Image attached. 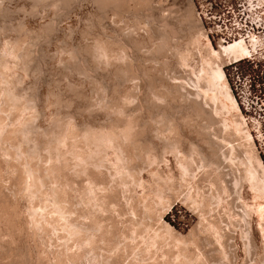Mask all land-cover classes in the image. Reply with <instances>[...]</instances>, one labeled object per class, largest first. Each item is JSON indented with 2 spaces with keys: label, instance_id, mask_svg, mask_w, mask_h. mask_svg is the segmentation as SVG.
<instances>
[{
  "label": "bare ground",
  "instance_id": "6f19581e",
  "mask_svg": "<svg viewBox=\"0 0 264 264\" xmlns=\"http://www.w3.org/2000/svg\"><path fill=\"white\" fill-rule=\"evenodd\" d=\"M0 3H1V1H0ZM48 3H50V2H48ZM54 3H55V1H54ZM54 6H55V4H54ZM187 7L188 8L186 9V11L184 10L185 14H183V15H185V16H183V18H185L184 23H185V20H187V22L192 21V18H193L192 16L194 14L193 5L190 4V6H187ZM35 9H36V7H35ZM183 18H182V20H183ZM164 21H162L164 29L162 28V26H161V28L164 31H166V30L168 31L170 28V24L167 23L168 20H167V22H166V20H164ZM54 22H55V20H54ZM181 23H182V21H181ZM193 23H194V20H193ZM196 23H197V21H196ZM196 23H194V24L196 25ZM199 25L200 24L198 23L197 24L198 28H199ZM137 26H139V25H137ZM158 26H160V25H158ZM170 29L172 30V27ZM171 30H169L170 32L169 31L168 32L173 37L177 33L175 34L173 32L174 33L173 34L172 31H176V30H172V31ZM57 31H58V28H57ZM31 33H32V30H31ZM56 33H58V32H56ZM167 34L164 32V35L161 36L162 37L161 41L164 39V37L167 39L168 36H165ZM201 34L203 35V33H201ZM170 35H169V37H171ZM197 36L191 35L190 38L188 37L189 40H188V43H186L187 44L186 49H184V50L183 49H174V55H175L174 57H177V59H178L177 65H179L181 67L182 66H187L189 68L191 67V71H192L191 74L194 75L195 80L193 78L194 82L192 81L193 84H191L190 86H189V83L187 82L190 90L186 86L187 85L186 82H185V84L183 82H181V83L179 82V84L175 83V85L170 84V83L174 84V82H168L167 84L164 83L166 85H165V90H163V92H158L159 90H156L155 86H154L155 88L152 87V88H154L153 90H156V91L150 90L151 92L149 91L150 92L149 95L151 94L152 96L150 98V96L148 95V98H146V99H148L147 100L148 102H150L152 99V101H154V102H152V101L151 102L153 104L156 103V106H159L160 103L163 104L162 102L167 100L166 99L167 97H169V96L172 97L171 95H173L176 98H180L181 101L183 100V103L184 102L187 103V106L189 104V106H190L189 109L190 110L192 109L191 110L192 113H190L191 111L189 112L190 114H192L194 116L196 115L197 119L199 117L200 119H203L206 121L205 124H202V122H200L201 124H198L199 122H197L196 126L194 125L196 132L199 134V136H201V135L202 136H208L209 135L210 138H212V140L208 139L209 142H207V143H209L210 146H208L207 148H211V150H209L210 152L209 151L208 152L210 153V155H211V153H213L212 154L213 157L211 156V158H207L208 155L204 156V154H202V150L200 149L199 146H197L194 143V141H191V140L189 141V139L187 140V138L184 139L181 137V132H180L181 128L179 126L174 125L173 122H168V120H167V125H166V126H168L167 127L168 129L166 128L167 131L170 130V133L173 132V134L176 135L174 138H173V135H172V138H170V139L168 138L169 139L168 140L169 141V147H168L169 150L168 151L172 155L174 154V157L176 159L177 168L180 172V178H181V179H179L180 184H178L179 186H177V187H180L179 191L181 190V192L179 194L183 195V199H184L183 202L190 204L193 208H195L200 213V215H199L201 217L200 226L202 227L203 232H204L202 234L206 235V239L205 238H203V240L201 239L202 242L200 241V239L197 240L198 237L196 239L197 241H195V237H194V239H192L193 238L192 233L194 230L192 231V233H190V234H192L191 235L192 238L189 237V239H188V237L184 238L182 236H180V237L177 236L176 237V244L178 241L179 243H182L186 246H184V247L182 246L184 248V250L181 248L182 251L181 250L176 251L177 253L175 252V256L173 254L174 257L170 254L169 255L172 256L171 258H173L174 261H176V263H178V264H198L201 261L203 264H210V261H212V259H210L211 254L209 255V257L206 256L205 258H203L205 254L200 250V248H201L200 246H202L203 244L204 245L205 244L206 245L214 244L213 246H215V248L221 252V255L223 254L222 255L223 257H221V256L220 257L221 258L225 257L228 260V262H226V261H224L225 258L223 260V259H220V257L218 256L219 259L221 260V263L219 262V264L223 263L222 260L224 262H226L227 264L231 260V262H233L235 264L237 262L238 255H237V251H236L237 250L236 246L234 245L235 242L233 243V241H234V233H235L234 230H237L239 232V236H240L241 240L244 243V249H245V252L247 255L244 264H254L251 262H252L253 251L257 248L255 231L253 229V222L255 220V215L257 216L258 221H259V231L262 234L263 249H264V165H263L261 159L259 158V156L257 154V150L255 149L254 142H252L253 141L252 140V134L247 130V127H245V124H246V123L244 124L245 119L243 118V115L240 112L238 104H237L234 96L232 95V93L230 91V88H229L230 86L227 84L228 81H226L227 79H226L225 72L223 69V64H225L227 62L229 63L232 61L241 60L245 56V52L242 50L236 49L235 46H227V45L221 46L219 48V50L217 51L212 46L211 42L209 41V39L207 37L206 39L208 40V43H207L208 45L206 46L207 48L205 47V49H207L208 51L204 56H202V55L199 56L200 63L197 64L196 63L197 59L194 60L193 57L195 54H197L195 52H198V48L201 44L200 39H199V37L201 35L199 37H197ZM37 37H38V35H37ZM158 37H160V35ZM204 37H205V35H204ZM35 39H36V37H35ZM159 42H157V43L159 44ZM163 42H165V41H163ZM163 42H161V43H163ZM170 44L167 43L166 45L161 46V49L164 50V53L166 52L165 49L170 50L169 49ZM30 45H32V43H30V42L27 43L26 41H22V40L15 42L10 49H8L9 47L7 48L8 55H10L9 57L13 58L14 61H16V60H17V62L19 61L21 64L22 63L28 64V62H30L32 59V55H33L32 53H35V52L31 51ZM159 45H161V44H159ZM93 46H95V45H93ZM111 46H112V44H111ZM153 46L155 47L157 45H153ZM109 47L105 43L99 42V44H98V42H97L96 46L92 50L94 57H91L92 53L91 54L89 53L91 55L90 57L93 58L94 60L96 59V61L98 60V62H100V63L102 62L104 65L108 64V61L113 59V58L110 59V57H112L113 54H115L114 53L115 51L111 52V47L110 48ZM158 48L159 47L157 46V48H154V50L159 51ZM172 48L173 47H171V49ZM179 48H180V46H179ZM87 49H89V48H87ZM120 49H121V47H120ZM120 49H116V50L119 51ZM4 50H6V49H4ZM32 50H34V49H32ZM112 51H113V49H112ZM121 51L122 50H120V52ZM172 51H173V49H172ZM123 52H125V51L123 50ZM123 52H121L120 54L122 55ZM3 53H4V55L0 54V145L5 146L4 150H6V151L3 150V147H0V148H2L0 150H2V152L4 151L5 153L7 152L8 157H10L12 159L9 162H8V160H10V158L5 160V161H7V165L9 166V168H13L14 171L16 169V172H19L18 185L22 187L21 192H22V190H24L23 193H24V195H26V193L28 191L27 196H29V197H27V198H28V200L32 199L31 200L32 201L31 209H28L29 212L31 210L30 215L32 214L31 219L28 217L29 218L28 219L29 220L28 225L29 224H30V226L34 225V227L31 226V228H33V229L37 228L36 230L37 231L39 230L38 234L36 232L37 236L40 234V232L42 230H44V231L50 230L51 232L56 231V233L60 232L62 234L60 238H62L65 241L64 246L62 245L63 243L61 244L63 249H58L57 252L54 251L55 254H53L54 253L53 251H52L53 253L51 252L53 254L52 257L53 258L55 257L53 260H55V262H57L56 264H90L92 262L94 264H108V260H109L108 257L109 256L106 257L104 255L105 253L104 254L102 253L103 251H105V249H106V251L108 250L106 244H108V242H111V241H112V244L111 243L110 244L113 246L123 245L122 243H124L126 245V246L124 245L126 248L129 247L130 249H132L133 247L132 248L130 247L131 244L129 242H131L130 240L134 238L132 236V234L135 232L134 230H136V229H134L135 227L132 228V226H137V225H135L136 224L135 222H137L136 221L137 219H134L135 222H133L131 220V226L129 225L130 227L128 228V230L126 229V231L128 233L126 231H123L124 233L123 232L120 233V231H122V230L117 229L118 227L114 230H120V231H116V232L113 231L114 233H112V231H111L112 228H111V230L109 228L110 224L109 223H107L109 225L104 224L105 221H102V220H105L104 218L103 219L101 218L103 216L102 212L105 211L104 210L105 208L108 209L109 205H111V203H112L111 201H113L115 203L117 202L119 204H123L122 197L124 194L121 195V191L125 192L123 190V187L125 185H126L125 187H127V184H129L128 187H130L131 184L143 185L144 180H141L140 177H138L136 175V172H138L140 170H138V168H137L138 171L135 172L136 169H134L135 168L134 164L136 163V161H138V159H144L145 164L146 165L148 164V166H149V164L150 165L151 164L152 165H154V164L158 165L157 162L158 161L161 162V158H160V160H158L160 156L157 154H156L157 155L156 156L154 154L155 153L153 151L154 148L152 149V147L149 146L150 144L146 145V143L144 141H142L143 138H141V137L144 134H146L145 133L146 132V126H145V124L141 123L140 119L137 116H133L132 114L131 115L133 117H130L129 115H127V117L126 118L124 117V119H123V116H125V113H124V115H122V117L118 116L119 114L117 115L119 118L121 117V121H119L118 122L119 124H116V125L112 123V125H114V126L111 125L110 126L111 128L106 127L107 128L106 129L104 127H102V128L99 127L98 129L92 130L91 129L92 125H91L88 129L83 130V129L77 128L75 126V124H74L75 122L73 123V121H72L73 116H72V118H69L71 116H69V117L67 116L68 119L64 118L65 120L57 121L56 127L54 129H53V127H54V125H53L51 130L47 131V133L46 132L43 133V136H41V137L44 138V143H42V144L39 141L36 142V140L34 138L35 132L33 129L32 121L36 118L35 115L37 113L33 114L35 117L29 116L28 120L25 119L27 121L26 124L23 123V122H25V120L22 122L24 126H22V123H21V126H19V127L17 126L16 128H12L13 127L12 123H10V121H9V123H10L9 125H11L12 127L8 126L9 129H8V127L5 129L4 127H6L8 125L5 123V121L7 122V120L10 119L9 118L10 116L8 115V113L10 111L11 112L13 111L12 113L14 114V117L16 116V118L18 117V119H21L20 117H23V116L21 115L19 117V115L22 112H24L25 109L26 110L30 109L31 103L34 104L33 103L34 101H32L29 98H26L28 96H26V97H24L25 95L20 96V94H17L13 90V88H11L8 85L9 81L12 79L9 80L10 74L7 72L8 66H6L7 61H5V60H7L5 57L6 53L5 52H3ZM69 53H71V52H69ZM120 54L118 56L116 53V56H115L116 58L120 57V58H118L119 60H121V58L123 57V55L121 56ZM125 55H127V54L125 53ZM196 56L198 57V54L195 55V58H196ZM124 58H123V60H124ZM193 60L195 61V63L193 62ZM191 63H194L193 64L194 66ZM97 64H99V63H97ZM109 64H111V62ZM195 64H197V65H195ZM28 65H23L24 70H25V66L28 67ZM114 66H116V65H114ZM97 67H98V65H97ZM123 69H125V67ZM163 70H165V69H163ZM120 71H119V74H120ZM125 71L126 72H124V71H121V72L122 73L124 72V74L127 73V75H129L128 77H130L129 72L134 71V70H130L128 68V69H125ZM165 71H162V72H164L163 74H165L167 72V71L166 72ZM162 72H161V74H162ZM114 73H116V72H114ZM133 73H135V72H133ZM133 73H131V75H133ZM136 73L134 74L135 79H136V77H139V75L136 76ZM124 74H120V75H124ZM127 75H125V76L127 77ZM143 75H144V73H143ZM162 76H164V75H162ZM167 76H166V78L164 77V79H167ZM168 78H169L168 81H170V77H168ZM126 79L129 80L128 78H126ZM132 79H133V76H132V78H130V81H132ZM138 79H140V78H138ZM16 80H18V79H16ZM123 80H124V78H123ZM11 82H13V81H11ZM20 82H22V81H20ZM165 82H167V81H165ZM13 84H12V86H13ZM153 85H154V83H153ZM135 86H137V84ZM138 87H139V85H138ZM137 88H135V89H137ZM149 88H150V86H149ZM158 89H159V87H158ZM135 95L137 97L136 93H135ZM128 97H127V99L121 101L122 103H124L125 107H126V103L131 102V100L128 99ZM132 98L135 99V97H133V96H132ZM104 100L105 99H103L102 101H104ZM119 100H120V98H119ZM93 102H95V101H93ZM142 103L143 102H141V103L139 102V104L137 106H139V105L141 106ZM157 103H159V104H157ZM164 103H165V105L163 104L164 106H162V108L163 107L166 108V105L168 104V103L166 104V102H164ZM179 103H181V102H179ZM100 104H101V101H100ZM103 104H105V101ZM108 104H110V103H108ZM146 104L147 103H145V106H146ZM153 104H152V106H153ZM32 106H35V104ZM101 106H102V104H101ZM104 106H102V108ZM117 106H119V104ZM143 106L141 108H143ZM95 107L97 108V106H95ZM95 107H93V108H95ZM90 108L88 110H90ZM123 108H124L123 106H122V108H121V106H119L118 112L121 113V111H122L121 109H123ZM141 108L137 107V110L140 111ZM165 108H163V109H165ZM110 109H111V107H110ZM102 111H104V109ZM112 111H113V109H112ZM115 111H117V110H115ZM35 112H37V111H35ZM138 113H141V112H138ZM227 113L230 114L229 116L232 118L231 121H228V119L226 120L225 118L222 117L223 115H225ZM165 114H166V112H165ZM165 114L163 113V115H165ZM38 115H40V113ZM137 115H139V114H137ZM192 115L189 117V119L186 118L187 119L186 121H188V123L191 121V123L193 124V122H195L196 120L193 121L194 119L192 118L193 117ZM7 117H8V119H7ZM135 117H137V118H135ZM150 117H151V115H150ZM168 117L171 118L172 116L170 117V115H169ZM168 117H166V118H168ZM161 118L162 117H159V119H161ZM163 118L161 119L162 121L165 120V119L163 120ZM173 118H175V116ZM173 118H172V120H173ZM149 119H151V118H149ZM159 119H157V120H159ZM35 120H37V119H35ZM11 121H12V118H11ZM169 121H170V119H169ZM143 122H144V120H143ZM153 122H154V120H153ZM34 123L36 126L37 123L36 122H34ZM115 123H117V122H115ZM145 123H147V122H145ZM158 123H160L161 127H162L163 122L158 121ZM183 123H184V121H183ZM4 124H6V125L4 126ZM14 124H16V122ZM52 124H54V123H52ZM154 124H156V122ZM214 126H217V129L214 130L213 132L210 131V130H212V127L214 128ZM161 127L157 126V128H155L153 130L155 132L154 135H157V137H163L165 129L163 130V129H161ZM152 128H154V127H152ZM191 128L193 129V127H191ZM77 129H80L81 131L77 130ZM148 131H149V129H148ZM40 132L42 134L43 130ZM44 134H45V136H44ZM148 134H150V133H148ZM165 134L168 135L169 132H168V134H167V132ZM33 135H34V137H33ZM39 136H40V134H39ZM144 136H146V135H144ZM169 137H170V135H169ZM37 138L39 139V137H37ZM43 138H41V140ZM205 138H204V140H207V138H209V137H207L206 139ZM45 139H47V140L45 141ZM145 139H147V137ZM203 143H205V142H203ZM186 144H189V150L188 151L185 150V148H184V146ZM165 148L163 147V150ZM168 148H166V150ZM110 149L115 153L114 157L116 159V161H115L116 163H113V165L117 164L116 165L118 168L117 173H119V179H118L119 182L117 180L118 183L115 182L116 180L115 181L112 180L113 177L111 178V176H112L111 174L113 172L111 174L108 172L109 173L108 174V173H106L107 171L106 172L104 170L102 171V168L104 167V165L105 166L107 165L106 164L107 163L106 160H108L107 159V156H108L107 151H109ZM7 153L5 155H7ZM166 153L167 152H165V154ZM0 155H2V154H0ZM4 158H6V157H4ZM144 160L142 161L143 163H144ZM5 161H4V163H5ZM140 165L142 166L141 163H140ZM8 166H6V170L8 169L7 168ZM148 166H146V167H148ZM136 167H138L137 164H136ZM226 167L228 168V170L226 169ZM110 168H112V167H110ZM13 169H10V170L12 171ZM140 169H142V168H140ZM6 172L8 173V171H6ZM141 172H142V170H141ZM1 173H3V172L1 171ZM114 173H116V171H114ZM154 173H155V175L153 173L152 174L154 175L153 179L156 183L153 182V183H155L154 184L155 188H153L154 187L153 184L152 185L150 184L151 186H153V187L150 186L151 189L152 190L154 189L153 191H151L152 193L150 192L151 195L149 194L150 195L149 196L148 194H146L148 196L145 197L143 200H141V197L139 196L141 203L144 204V205L142 204L143 205L142 208H144V211L140 210L141 212L144 213V216L147 214L150 215L151 212L154 211L153 207L156 208L155 206H153L154 205L153 202L155 201L154 199H156L155 202L157 204H160L162 202V200L164 199V192L167 193L165 190L168 189V185H166V184H170V182L167 183L168 180L169 181H171V180L176 181L174 177L172 179V175H170L171 178H169V176L167 178H164L162 175H160V173L158 171H156ZM79 177L84 178L83 181L85 182V184L83 182L84 185L81 183L82 186L79 185V187H78V185H77L75 187V185H76L75 179L76 178L78 179ZM157 177L159 178L158 181L156 180ZM165 177H166V175H165ZM1 178H2V176L0 177V183H2V180H3ZM13 181H12V183H13ZM162 181H164V183H162ZM173 181H171V182H173ZM228 181L230 183L233 182L232 185L235 187V188L234 187L233 188L236 191V192H234L232 190L234 192V194L231 192L232 187L231 188L229 187V185H231V184H228ZM174 183H176V182H174ZM4 184H5V182H4ZM171 185H173V183L170 184V186ZM175 185L176 184H174L173 186H175ZM170 186H169V188H173ZM125 187H124V189L126 190L128 187L127 188H125ZM5 188H7V187H5ZM247 188H248V190H246ZM3 189H4V187H3ZM13 191H14V187H13ZM17 191H19L18 188H17ZM17 191L15 189L14 193H16ZM25 191H26V193H25ZM126 191H128V189ZM168 191H169V189H168ZM2 192H4V191H2ZM21 192L18 195H20V194L23 195V193H21ZM113 192H115V193H113ZM133 192H135V191H133ZM177 195H178V193H177ZM14 196H16V195H14ZM248 196H252V200H253L252 204L248 203L246 201V198ZM128 198H127V200H128ZM149 198L153 199L152 202L148 201V203H145L144 201L146 199L148 200ZM19 200H17L16 203ZM35 200H37L39 204L33 205V204H35ZM166 201H168V200H166ZM127 202H129V200ZM127 202H124V203H127ZM141 203H139L140 206H141ZM129 204L131 207H128V205L125 204L128 208H130V210H127V212L130 211V214L133 213L134 215H136V213H140L138 211L140 209V208L138 209V207H140L139 204L136 203L138 206H135L136 204L134 205L132 203V200L129 202ZM157 206H159V205H157ZM111 207H109V208L111 209ZM223 210H224V212H222ZM197 211H196V213H197ZM6 214H7V212H6ZM98 214L100 216L101 215L102 216L100 217V216H98ZM1 215H2V212H1ZM139 217H140V215H139ZM143 218L145 219V217H143ZM138 219H139L138 222H140L144 225V226L141 225L142 228L145 227L144 229H147V231H148L150 228V226H149L150 224L147 223L148 220L147 219H146L147 221L145 220L146 221V224H145L143 222L144 221L143 219H142V221H140V218H138ZM123 220H126V219H123ZM145 225L149 228H147ZM112 227H114V228L116 227L114 225V223H113ZM163 227H164V229H166L168 231L170 230V232L172 231L171 226H169L166 223L163 224ZM12 230H13V228H12ZM156 230H158V229H156ZM44 231H42L41 235L45 234ZM151 231H154V230H151ZM197 231H199V230L197 229ZM1 232H0V234H1ZM143 232H145V231H143ZM158 232L157 233L155 232L154 236L150 237V239H147V236H146L145 239L148 240V241L146 240L147 246L151 247L153 245L152 247H154V245L157 243V241L162 239V238H164L162 240L165 241L166 238L163 236V234L161 232L160 233H158ZM201 232H202V230H201ZM17 233H19V232H17ZM169 233H166V234H169ZM8 234H9V232H8ZM33 234H34V232H33ZM53 234H54V232H53ZM134 234H136V233H134ZM202 234L200 233L199 236H201ZM45 235H48V234H45ZM109 235H113L112 236L113 238H111ZM151 235H153V233ZM6 236H7V238H6ZM6 236L4 237L1 234V236H0V238L2 237L1 240L3 238H5L7 241L9 236L8 235H6ZM12 237L13 236H11L10 238L12 239ZM46 238L47 239L49 238V240H50L51 237H46ZM172 238H173V236H172ZM44 240H42L43 243H45ZM58 240H59V238H58ZM162 240H160V241H162ZM3 241H4V239H3ZM11 241H13V240H11ZM50 241L52 242V239ZM1 243H3V242H1ZM1 243H0V250L1 249L4 250L5 243L4 244H1ZM69 243L70 244L72 243V244L70 245ZM140 243H141V241H140ZM49 244H51V243L49 242ZM104 245H106L105 249H103ZM193 245H195V246H193ZM9 246H11V245H9ZM108 246H109V244H108ZM179 246H181V245H179ZM192 246L196 247V249H198L197 253L192 251L194 249L191 250L190 247H192ZM73 247L75 248L74 250H73ZM125 247H122V248L125 249ZM174 247H175V245H174ZM111 248H114V247L111 246ZM111 248L109 250H111ZM137 248H136V250H137ZM148 248H145V249H148ZM215 248H214L215 252H218V251H216ZM43 249H46V247ZM102 249H103V251H102ZM19 250H20V248H19ZM151 250H153V249H151ZM5 251H3V252H5ZM111 251L110 252L107 251V252L111 253ZM45 252L46 251H44V250L42 252H40V257L42 258V260H43V258L45 260V258L47 257L46 253L49 251L47 250V252L46 253ZM2 253L0 252V254H2ZM133 253H134V251H133ZM108 255H110V254H108ZM48 257H47L46 262L49 259ZM142 258H144V257H142ZM49 261H50V259H49ZM49 261H48V263H49ZM154 262L156 263V261H154ZM217 262H216V264H217ZM18 263L21 264L20 262H18ZM22 263H24V262H22ZM226 263H223V264H226ZM259 263L264 264V253L262 256H260ZM132 264H135V263L132 262ZM137 264H140V263L138 262ZM141 264H143V263H141Z\"/></svg>",
  "mask_w": 264,
  "mask_h": 264
},
{
  "label": "rangeland",
  "instance_id": "374dc122",
  "mask_svg": "<svg viewBox=\"0 0 264 264\" xmlns=\"http://www.w3.org/2000/svg\"><path fill=\"white\" fill-rule=\"evenodd\" d=\"M0 1L2 3V4L0 3V54L4 55L3 52L6 53L5 57L7 60H5V61H7L6 66H8L7 72L10 74L9 80L12 79L9 81L8 85L11 88H13V90L17 94H20V96H24V95H25L24 97L28 96L26 98H29L32 101H34L33 103L35 104V106H32L34 104L31 103L30 109H27V110L25 109V111L19 115V117L21 115L23 116V117H20L21 119H18V117L16 118V116L14 117V114L12 113L13 111L12 112L10 111L12 114L10 112L8 113V115L10 116V117L9 116L8 117L10 119L7 120L8 119V117H7V119H6L7 122L5 121V123L8 125L4 128L6 129L8 126H11V125H9L10 123H12V126H13V127L11 126L12 128H16L17 126L19 127V126H21V123L25 119L26 120L29 119V116H31V117L36 116L35 119H37V120H35V119L33 120L34 122L37 123L36 126H35V123L31 120L33 123L34 132L36 133L35 134L33 132L35 135V137H34V135H33V137L35 138L36 142L39 141L42 144V143H44V138L41 137V136H43V133H45V132L47 133V131L51 130L53 125H54L53 129H54L56 127V124H57L56 122L59 120L61 121V120L68 119L67 116L68 117L71 116L69 118H72V116H73L72 121H73V123L75 122L74 123L75 126L77 128L83 129V130L88 129L91 125H92L91 126L92 130L98 129L99 127L111 128L110 126L112 125V123L115 125L119 124L118 122L121 121V117H122V115H124V113H125V116H123V119H124V117L126 118L127 115H129L130 117L137 116L140 119L141 123L145 124V126H146V132H145L146 134H144L146 136L143 135L144 137L143 136L141 137V138H143L142 141H144L146 143V145L150 144L149 146H151L152 149L154 148V150H153L155 152L154 154L155 155L157 154L160 156L158 160H160V158H161V162L158 161L157 162L158 165L157 164H154V165L149 164V166H148V164L147 165L145 164L144 159H138V161H136V163L134 164V166H135L134 169H136L135 172L140 170V171L136 172V175L138 177H140L141 180H144L143 185L138 184L139 185L138 186L136 184L133 185L130 183L131 188L128 187L129 184H127L128 188L125 187L126 186L125 185L124 187L127 188L128 191H126L127 189L125 190L124 187H123V190L125 192L121 191V195L122 194L125 195V196L123 195V197L121 196L123 204H119L116 202L118 204L117 205L115 202L111 201L113 203V204L111 203V205H109V207L112 206L111 209L108 207L109 210L106 208L104 209L106 212L101 211L103 213L102 214L103 216L101 215L102 217L98 214V216H100L102 219L103 218L105 219V220H102V221H105L104 224H107V223L110 224V225L109 224H107V225H109L110 230L112 228V230H111L112 233H114L116 231H120V230H122V231H120V233H122L123 231H126V229L128 230V228L131 226V220L133 222H135L134 219H137L136 220L137 222H135L136 223L135 225H137V226H132V228L135 227L134 229L137 230V231L134 230L135 232L133 231L136 234H134V233L132 234V236L134 238L132 237L133 239H131L130 240L131 242H129L131 244L130 247L131 248L133 247V248L130 249L129 247H127L128 248L127 249L125 247L126 245L124 243H122L123 245L113 246V245H111L112 244V241H111V242H108L109 246H108V244H106L107 249H108L107 251L110 252L112 250L111 253L106 251V249H105L106 245H104V247H103V249H105V251H103V249H102L103 252L102 251L101 252L103 254L105 253L104 255L106 257L109 256L108 257V259H109L108 264L109 263L110 264H119L120 262H121L120 264H132V262L135 264H137L138 262L140 264L141 263H143V264H158V263L159 264H178L171 257L173 256V254L175 256L176 251H179V250L182 251V249L184 250L183 247L186 245L179 243L178 241L176 244V237L182 236L184 238L188 237V239H189V237H191V235L193 234L192 235L193 238L191 237L192 239H194V237H195V241L200 239V241L202 242L203 238L206 239V235L202 234L204 232H203L202 227L200 226V221H201V217L199 216L200 213L195 208H193L190 204L183 202L184 201L183 195L179 194L181 192V190L179 191L180 187H177V186H179L178 184H180V182H179L180 181L179 179H181L180 178V172L177 168L176 159L174 157V154L172 155L168 151L169 150V148H168L169 147V141L168 140L170 138H172V135H173V138L176 135L173 134V132L170 133V130L167 131V129H168L167 128L168 126H166L167 120H168V122H173L174 125L179 126L181 128V131H180L181 137L184 139L187 138V140L189 139V141L190 140L194 141V143L197 146H199L200 149L202 150V154H204V156L208 155L207 158H211V156L213 157V155H212L213 153H211V155L209 153L210 152L209 150H211V148H207L208 146H210V144L207 143V142H209L208 139L212 140V138H210L209 135L208 136H202L201 135L203 138L201 136H199V134L196 132L195 126H196L197 122H199L198 124H201L200 122H202V124H205L206 121L203 119H200L199 117L197 119L196 115L194 116V115L190 114V113H192V111H191L192 109L191 110L189 109V107H190L189 104L187 106V103L184 102L185 103L184 104L183 100L181 101L180 98H176L173 95H171L172 97H170V96L167 97L166 98L167 100H165L164 102H166V104L168 103L167 104L168 106L166 105V108L163 107L165 109L162 108V106L165 105L164 102H162L164 105L161 103L160 104L157 103V104H159V106H156V103H154V104L152 103V102H154V101H152V99H151L152 102L151 101L148 102L147 101L148 99H146V98H148V95L151 91L159 90L158 92H163V90H165V85L168 82H174V84L170 83L172 85H175V83L179 84V82L180 83L183 82L184 84H185V82L186 83L188 82L189 86H190L191 84H193L192 81L194 82V80H195L194 75L191 74L192 73L191 67L190 68L187 66L181 67V66L177 65L178 59H177V57H174L175 56L174 55V49H183V50L186 49V47H187L186 43H188V40H189L188 37L190 38L191 35H193V36L198 35L197 37H199L201 35L199 37L201 44L198 48V52H195L198 54V57L196 56V58H195V55H197V54H195L193 57L194 60L197 59V61H198V62L196 61L197 64L200 63L199 56H201V55L204 56L208 51L207 49H205V47L208 45L207 44L208 40L206 39L207 38L206 32L202 28L200 22L197 19L195 7L192 3V0H45V1L44 0H0ZM54 1H55V3H54ZM48 2H50L51 4ZM54 4L56 7L54 6ZM190 4L193 5V8H194V14L192 16L194 19L192 18V21H188V22H187V20H185V23H184L185 18H183V16H185V15H183V14H185L186 9L188 8L187 6H190ZM35 7H36V9H35ZM182 18H183V20H182ZM54 20H55V22H54ZM164 20H166V22L168 20L167 23L170 24V28L172 27V30H176V31H172L169 28V30H171L172 33L173 32L175 34L177 33L175 36L172 37L169 34V32H170L169 30H168L169 32L167 30L166 31L163 30L164 28H163V22L162 21H164ZM180 20L182 21V23ZM193 20H194V23H196V21H197L196 25L193 23ZM198 23L200 24L199 28L197 27ZM137 25H139V26H137ZM158 25H160V26H158ZM161 26L163 29L161 28ZM57 28H58V31H57ZM31 30H32V33H31ZM56 32H58V33H56ZM164 32L166 34L168 33L167 35H165L168 37H167V39L164 37L165 40L163 39L161 41V38H162L161 36L164 35ZM201 33H203V35ZM37 35H38V37H37ZM159 35H160V37H158ZM169 35L171 37H169ZM204 35H205V37H204ZM35 37L37 40L35 39ZM19 40L26 41L27 43H29V42L32 43V45H30L31 51L36 53V54L32 53L33 54L32 59L30 62H28L29 65L22 63L23 65H28V67L25 66L26 71L23 68L24 66L19 61H18L19 62L18 63L17 60L14 61L13 58L9 57L10 55H8V51H7L8 47H9L8 49H10L13 46V44ZM163 41H165V42L167 41V42L165 43ZM97 42H98V44H99V42L105 43L106 45H108V47L109 46L111 47V52L115 51L114 52L115 54L112 53L113 56L110 57V59L113 58L112 59L113 61L109 59L110 61H108V64L104 65L102 62L100 63V62H98V60L96 61V59L94 60L93 58H91V57H94L92 50L96 46ZM157 42H159V44H161V45H159ZM161 42H163V43H161ZM167 43L168 44L171 43L170 47H169L170 50L165 49L166 52L164 53V50L161 49V46L166 45ZM111 44H112V46H111ZM211 44L217 51L219 50L220 47H218L215 43H211ZM93 45H95V46H93ZM153 45H157L159 47L158 48L159 51L154 50V48H157V46L154 47ZM179 46H180V48H179ZM86 47L89 49H87ZM120 47H121V49H120ZM171 47H173L172 48L173 51H172ZM4 49H6V50H4ZM32 49H34V50H32ZM112 49H113V51H112ZM116 49L122 50L121 52H123V50L125 51L122 53L123 57L121 58V60L118 59L120 57H118V58L115 57L116 53L118 56L121 53L120 50L118 51ZM69 52H71V53H69ZM89 53L90 54L92 53L91 54L92 56ZM125 53L127 55H125ZM125 56L126 57L128 56V57L126 58ZM123 58H124V60H123ZM194 60H193V62L195 63ZM110 62H111V64H109ZM97 63H99V64H97ZM194 63H191V64L193 65ZM197 64H195V65H197ZM97 65H98V67H97ZM114 65H116V66H114ZM124 67H125V69L129 68L130 70H134V71L129 72L130 77H128L129 75H127V73L124 74V72L127 71V70L125 71V69H123ZM162 68L165 70L167 69L166 70L167 72L165 70H163ZM223 69L225 72V76L227 77L226 79L230 80V77H233V69L228 65V62L223 64ZM118 70L124 71L123 73L120 71V74H124V75H120ZM162 71H165L166 75L163 74L164 72H162ZM114 72H116V73H114ZM133 72H135V73L137 72L136 76L139 75V77H136V79H135V77H134L135 73H133ZM161 72H162V74H161ZM239 72L242 73L241 70H239ZM131 73H133V75H131ZM143 73H144V75H143ZM125 75H127V77ZM162 75H164V76H162ZM132 76H133V79H132V81H130V78H132ZM166 76H167V79H164V77L166 78ZM168 77H170V81H168L169 80ZM123 78H124V80H123ZM126 78H128L129 80H127ZM138 78H140V79H138ZM193 78H194V80H193ZM16 79H18V80H16ZM11 81H13V82H11ZM20 81H22V82H20ZM165 81H167V82H165ZM153 83H154V85H153ZM164 83H166V84H164ZM188 83L186 86L189 88ZM12 84H13V86H12ZM136 84H137V86H135ZM138 85H139V87H138ZM149 86H150V88H149ZM154 86L156 87V90H153L155 88ZM152 87H154V88H152ZM158 87H159V89H158ZM135 88H137V89H135ZM189 90H190V88H189ZM135 93L137 94V97H136ZM126 94L127 95L129 94L128 95L129 97ZM126 96L128 97V99L131 100V102H128L129 104L126 103V107H125L124 103H122L121 101L127 99ZM132 96L135 97V99L132 98ZM149 96L151 98L152 95L150 94ZM100 98L105 99L104 100L105 104H103L104 103V101H102L103 99L101 100ZM119 98H120V100H119ZM93 101H95V102H93ZM100 101H101L102 106L105 105L104 107L106 109L104 107L102 108ZM139 102L140 103L143 102L141 104V106L140 105L137 106L139 104ZM179 102H181V103H179ZM108 103H110V104H108ZM145 103H147L146 104L147 107L145 106ZM151 103L153 104V106ZM116 104L117 105L119 104V106H121V108H122V106L124 107L123 109H121L122 110L121 113L118 112L119 106H117ZM94 105L97 106V108ZM142 106H143V108H141ZM93 107H95V108H93ZM110 107H111V109H110ZM137 107L141 108L140 111L137 110ZM89 108H90V110H88ZM103 109L105 112L102 111ZM112 109H113V111H112ZM115 110H117V111H115ZM35 111H37V112H35ZM138 112H141V113H138ZM165 112H166V114H165ZM39 113H40V115H38ZM163 113L165 115H163ZM33 114H36V115L34 116ZM137 114H139V115H137ZM227 114L223 115L222 117L225 118L226 120L228 119V121H231L232 118L229 116L230 114H228V115ZM117 115L121 116V117L119 118ZM150 115H151V117H150ZM169 115H170V117L171 116L172 117L169 118L168 117ZM191 115L193 116L192 118L194 119V120L193 119L192 120L193 121L196 120L195 121L196 123L193 122V124H192L191 121L189 123H188V121H186L187 119H189V117ZM165 116L168 117L170 119V121ZM174 116H175V118H173ZM137 117H135V118H137ZM159 117H162V118L164 117L163 120L164 119L165 120L162 121L161 120L162 118L159 119ZM11 118H12L13 122L11 121ZM149 118H151L152 120ZM172 118L174 121L172 120ZM142 119L144 120V122ZM157 119H159V120H157ZM26 120L23 123L26 124V122H27ZM108 120L109 121L111 120V121L109 122ZM153 120H154V122H153ZM9 121H10V123H9ZM158 121L163 122L162 127H161V124L158 123ZM183 121L185 124L183 123ZM15 122H16V124H14ZM115 122H117V123H115ZM145 122H147V123H145ZM155 122H156V124H154ZM23 123H22V126H24ZM52 123H54V124H52ZM6 124H4V126ZM244 124H245V122H244ZM112 126H114V125H112ZM157 126L161 127V129H163V130L165 129L163 137H157V135H154L155 132L153 130L155 128H157ZM152 127H154V128H152ZM191 127H193V129ZM245 127H247V130L250 133L252 132V134H253V136H252L253 141L252 142H254L255 149L257 150V154H258L259 158L261 159L262 163H264V157H262L260 155L259 141L256 137L255 127L251 124H248V125L245 124ZM214 128L212 127V130H210V131L213 132L214 130H216L217 126H214ZM8 129H9V127H8ZM80 129H77V130H80ZM148 129H149V131H148ZM42 130H43V132L41 134L40 131H42ZM37 132L40 134V136ZM166 132H167V134L169 132V134L166 135L165 134ZM148 133H150V134H148ZM169 135H170V137H169ZM44 136H45V134H44ZM37 137H39V139ZM146 137H147V139H145ZM205 137L206 138L209 137V138H207V140H204ZM41 138H43V139L41 140ZM46 140L47 139H45V141ZM203 142H205L206 144ZM185 146H184L185 150L188 151L189 150V144H186ZM0 147H3V150L5 148V146H1V145H0ZM163 147L164 148L166 147L168 149L166 150V148H165L163 150ZM0 149H2V148H0ZM4 151H6V150H4ZM164 151L167 153L165 154ZM3 152H2V150H0V154H2V155H0V166H1L0 167V175L2 176L1 179H3L2 183H0V215L2 212V215L0 216V232L2 231L1 234L4 237L6 235H8L9 237H8L7 241L5 238H3L4 241H3V239L1 240L2 237L0 238V241L3 242V243H1V242L0 243L1 244L5 243V246L3 245L4 250L1 249L0 252L2 253L3 251H5L7 249L6 250L7 252L5 251L2 254H0V264H3V263L4 264H19L18 262H20L21 264H25V263L26 264H37V263L38 264H44L46 262L48 256H49L48 258L50 259V261L48 259L49 263L47 261L45 264H54V263L56 264L57 262H55V260H53L55 257L53 258L52 255L55 254V252H57L58 249H63L62 245L64 246L65 241L62 238H60L62 234L60 232L56 233V231L51 232L50 230H47V231L42 230V231H44L45 234H48V235H45L44 233H43L44 235H41L42 231L40 230L41 232L38 235L39 236L38 237L36 235V232L38 234L39 230L37 231L36 230L37 228H35V229L31 228V226L34 227V225H31V226H30V224L28 225V222H29L28 219L29 218L31 219V215H32V214L30 215L31 210H30V212L28 210V209H31V206H32L31 200L32 199H29L30 201L28 200L27 197H29V196H27L28 195L27 190H26L27 193L25 191L26 195H24V193H23L24 190H22V192H21L22 187L18 185L19 172H16V169L14 171L13 168H9V166L7 165V161H5V160L9 159L10 157H8L7 152H6L7 155H5L6 154L5 152H4L5 154ZM107 155H108L107 156L108 160H106L107 165L106 166L104 165L105 168L103 167L102 171L103 170L105 172L107 171L106 173L109 172L110 174L113 172L111 174L112 176L111 175L110 176H111V178L113 177L112 180H114V181L116 180L115 182H117V180L119 179V173H117L118 168L116 166L117 164L113 165V163H116L115 162L116 159L114 157L115 153L110 149L109 151H107ZM4 157H6V158H4ZM11 160L12 159L10 158V160H8V162ZM143 160H144V163L142 162ZM4 161H5V163H4ZM140 163L142 164L143 167L140 165ZM136 164L138 167H136ZM144 164L148 167H146ZM6 166H8L7 170H6ZM110 167H112V168H110ZM137 168H138V170H137ZM140 168H142V169H140ZM10 169H13V170L11 171ZM226 169L228 170L227 167H226ZM141 170H142V172H141ZM1 171L3 173H1ZM6 171H8V173ZM114 171H116L117 174L114 173ZM156 171H158L160 173V175H162L164 178H167L168 176H169V178H171L170 175H172V179L174 177L176 181L171 180V181H173V182H171L168 180V182L167 181L166 182L167 183L170 182V184L173 183V185L174 184H176V185L170 186V184H166V185H168V189H169V191H168V189L166 188L167 190H165V191L167 193L164 192V199L165 198L166 199L162 200V202H161L162 204L161 203L157 204L155 202L156 199H154L155 201L153 202L154 203L153 206H155L156 208L153 207L154 211H152L150 215L146 213L147 215L144 216V213L141 212V211H144V208H142L144 204L141 203V200H143L149 194L151 195V193H152L151 191L154 190V189L152 190L151 187L154 186L153 188H155L154 184L156 182L154 181L153 178L155 175L154 172H156ZM165 175H166V177H165ZM158 179L159 178L157 177L156 180L158 181ZM75 180H76L75 187L77 185L79 187V185H81V183L83 184V182H84L83 181L84 178H82V177L81 178L79 177L78 179L76 178ZM12 181H13V183H12ZM4 182H5V184H4ZM118 182H119V180H118ZM153 182H155V183H153ZM174 182H176V183H174ZM162 183H164V181H162ZM232 183H230L228 181V184H231V185H229L230 188L234 187L232 185ZM84 184H85V182H84ZM150 184L151 185L153 184V186H151ZM169 186L173 187V188H169ZM3 187H4V189H3ZM5 187H7V188H5ZM13 187H14V191H15V189L17 191V188H18V190L21 193H23V195L22 194L18 195L20 193L19 191H17L18 193L17 192L14 193ZM232 188H231V192L234 194V192H236L234 190L235 187L233 189ZM9 190L10 191L12 190L11 191L12 193ZM246 190H248V188ZM2 191H4V192H2ZM133 191H135V192H133ZM113 193H115V192H113ZM177 193H178V195H177ZM146 194H148V195H146ZM14 195H16V196H14ZM139 196L141 197V200L139 199L140 198ZM127 198L129 200V202L132 200V203L134 205L136 203L137 204L141 203V206L139 204L140 207H138V209L140 208L138 210L140 213H136V215H134L133 213L130 214V211L127 212V210H130V208H128V207H131L129 202H127L128 201ZM149 199L148 200L146 199L144 202L145 203H148V201L152 202L153 199L152 198H149ZM17 200H19L21 203L19 201L16 203ZM166 200H168L169 202ZM246 201L248 203L252 204L253 203L252 196H248L246 198ZM124 202H127V203H124ZM37 204H39V203L37 200H35V204H33V205H37ZM125 204H127L128 207ZM137 204L135 206H138ZM157 205H159V206H157ZM196 211H197V213H196ZM6 212H7V214H6ZM222 212H224V210ZM139 215H140V217H139ZM143 217H145V219ZM138 218H140V221H142V219H143L144 220L143 222L145 224H146V221L148 220L147 223L150 224V225L149 224L148 225L150 226L151 229L149 227H147L146 225L145 226L147 228H149L150 231L149 230L147 231V229H144L145 227L142 228V226H144V225L142 223L138 222L139 221ZM123 219H126V220H123ZM113 223L116 226L115 228L112 227ZM165 223L168 224L169 226H171V228H172L171 232H170V230L168 231V230L164 229L163 224H165ZM12 228H13V230L14 229L15 230L13 231ZM116 228L120 229V230H114ZM156 229H158V230H156ZM197 229L199 231H197ZM253 229L255 231L257 248L253 251L251 263L260 264L259 263L260 256L263 255L264 249H263V238H262V234L259 231V221H258V218L256 215H255V220L253 222ZM142 230L145 232H143ZM151 230H154V231H151ZM201 230H202V232H201ZM192 231H193V233H192ZM234 231H235V233H234L233 243L235 242L234 245L236 246V249H237L236 251H237V255H238L237 262L235 264H244L246 257H247L245 249H244V243L239 236V232L237 230H234ZM8 232H9V234H8ZM17 232H19L20 234ZM33 232H34V234H33ZM53 232H54V234H53ZM155 232L156 233L161 232L166 239L164 241V240H162L164 238H162V239H160L162 241L158 240L157 243L154 245V247H152L153 245L151 247H149L146 244L147 243L146 240L150 239V237L154 236ZM152 233H153V235H151ZM166 233H169V234H166ZM190 233H192V234H190ZM200 233L202 234L201 236H199ZM1 234H0V236H1ZM11 236H13L12 239L10 238ZM109 236L111 238H113L112 237L113 235H109ZM146 236H147V239H145ZM172 236H173V238H172ZM46 237H51L50 240L52 239V242L49 240V238L47 239ZM197 237H198V239H197ZM6 238H7V236H6ZM58 238H59V240H58ZM11 240H13L14 242ZM42 240H44L45 243H43ZM140 241H141V243H140ZM49 242L51 244H49ZM9 245H11V246H9ZM110 245L112 247H114L115 249L111 248ZM174 245H175V247H174ZM179 245H181V246H179ZM213 245L214 244H210V245H206V244L204 245L203 244L202 246H200L201 247L200 250L205 254L203 258H205L206 256L209 257V255L211 254L210 259H212V261H210V264H216L217 261H218L217 264H219V262L221 263L220 259L224 260L225 257L221 258V257H223L222 256L223 254L221 255V252L218 251L215 248V246H213ZM193 246H195V245H193ZM45 247H46V249H43ZM109 247L111 248V250H109L110 249ZM122 247H125V249ZM192 247H190L191 250L194 249L192 251L197 253L198 249H196V247H193V248ZM19 248H20V250H19ZM136 248H137V250H136ZM145 248H148V249H145ZM150 248L153 250H151ZM214 248L220 254L218 252H215ZM74 249L75 248L73 247V250ZM41 250L42 251L44 250L46 252H47V250L49 251L47 253L45 252L47 254V257L45 258V260H44V258L42 260V258L40 257V252H42ZM52 251L53 252L55 251V252L53 253ZM133 251H134V253H133ZM108 254H110L111 256ZM169 254L172 256H170ZM218 256L219 257L221 256L220 259ZM142 257H144V258H142ZM223 260H222L223 263L228 262V260L226 258L224 260L226 262H224ZM154 261H156V263ZM22 262H24V263H22ZM90 264H94V263L92 262ZM198 264H203V263L201 261ZM228 264H234V263L231 262V260H230Z\"/></svg>",
  "mask_w": 264,
  "mask_h": 264
},
{
  "label": "built area",
  "instance_id": "2783aa9c",
  "mask_svg": "<svg viewBox=\"0 0 264 264\" xmlns=\"http://www.w3.org/2000/svg\"><path fill=\"white\" fill-rule=\"evenodd\" d=\"M192 3L211 43L218 47L235 46L245 52L241 60L228 63L233 77L227 81L245 123L255 127L260 155L264 157V0H192ZM253 59L262 64L261 73H240L238 65Z\"/></svg>",
  "mask_w": 264,
  "mask_h": 264
},
{
  "label": "flooded vegetation",
  "instance_id": "af4514ba",
  "mask_svg": "<svg viewBox=\"0 0 264 264\" xmlns=\"http://www.w3.org/2000/svg\"><path fill=\"white\" fill-rule=\"evenodd\" d=\"M238 69L242 71L244 75L248 73H261L262 71V64L259 60L253 59L244 61L238 65Z\"/></svg>",
  "mask_w": 264,
  "mask_h": 264
}]
</instances>
